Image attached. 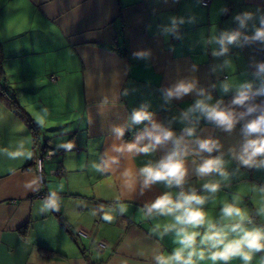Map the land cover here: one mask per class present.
<instances>
[{
	"label": "crops",
	"instance_id": "crops-1",
	"mask_svg": "<svg viewBox=\"0 0 264 264\" xmlns=\"http://www.w3.org/2000/svg\"><path fill=\"white\" fill-rule=\"evenodd\" d=\"M258 7L264 9V0H212L206 7L200 0H0V264H156V254H170L179 246L174 231L160 235L171 216L145 215V205L166 192L175 199L179 192L195 189L208 197L203 207L216 221L223 203L239 196L238 206L253 221L249 227H264V216L257 214L264 206L259 190L264 168L241 166L229 152L239 151L243 143L240 128L225 132L199 113L185 116L200 98L195 91L164 99V91L180 80H194L212 96L210 103L236 93L244 82L260 87L264 74L256 73L257 64L264 62V45L245 44L241 38L224 56L213 57L219 45L207 42L236 30L233 17L244 11L257 17L241 30L250 36L259 25ZM172 18L176 30L165 32ZM225 83L227 93L222 91ZM143 105L152 121L133 124L132 112ZM152 122L173 131V140L182 138L181 147L187 148L188 174L180 187L157 182L142 189L140 169L174 148L170 140L148 153L128 150ZM189 127L195 129L193 136L184 131ZM44 130L53 137H45ZM209 138L220 148L199 152L197 141ZM21 143L31 157L10 158L7 153ZM147 143L145 139L137 147ZM51 149L60 152L43 160L51 165L42 172L48 197H40L37 174L25 166ZM218 155L229 179L215 173L198 177L197 165ZM58 168L61 175L55 173ZM217 181L221 187L214 195L203 189ZM53 193L59 210L42 212ZM157 224L161 228L153 231ZM81 229L88 237H77ZM40 248L55 253L43 257ZM262 257L264 252L256 253L251 264H261ZM228 264L243 261L237 257Z\"/></svg>",
	"mask_w": 264,
	"mask_h": 264
},
{
	"label": "clouds",
	"instance_id": "clouds-1",
	"mask_svg": "<svg viewBox=\"0 0 264 264\" xmlns=\"http://www.w3.org/2000/svg\"><path fill=\"white\" fill-rule=\"evenodd\" d=\"M226 12L227 9H222ZM259 13L258 26H253L252 34L245 35L242 29L248 27V22L257 18L251 11H244L233 17L237 22L238 28L231 31H222L219 36L213 35L208 43L219 45V49L212 50L213 57L224 56L229 51V45L239 44L241 38L245 44L259 42L264 45V9L257 8ZM191 22V21H190ZM180 24L184 23L181 18ZM177 27L176 18L171 20V28H166L165 32H175ZM179 38V37H177ZM137 58H143L145 53H134ZM229 66V62H224ZM264 74V62L257 64V73ZM196 92L200 98L187 109L185 116L192 113H199L207 121L213 122L217 127L225 132H231L238 124L242 123L241 133L243 143L239 151L234 148L229 149L233 159L238 161L239 165L247 168H264V102L255 103V98L264 96V83L259 88L254 89L252 82H244L239 85L229 106H222L223 101H212V96L206 94L202 88H197L194 80H180L172 87L164 91L165 101L172 98L181 99L184 96ZM222 91L227 93L229 85H222ZM243 109L237 111L236 109ZM47 110H45L46 112ZM133 124H142L145 121H152V114L147 111V105L141 106L131 114ZM38 123H43L41 119ZM117 135L123 136L122 128L115 129ZM188 136L194 135V128L184 130ZM173 131L161 127L155 122L151 127H145L137 136L136 143L130 144L128 150L148 153L155 150L158 145L166 144L173 140ZM147 140L148 143L143 147H137L140 141ZM181 139L173 140L174 148L156 164H149L140 169V175L143 177L142 189L149 188L157 182H164L166 187H180L185 183V177L188 174L186 167V157L188 151L186 147H181ZM198 151L211 154L218 150L220 145L214 139H201L197 141ZM7 155L16 159L18 157H31V152L24 149L23 143L20 144L17 151L8 152ZM195 163V161H193ZM198 177L218 174L223 180L229 179V173L225 169V161L221 155L203 159L195 169ZM220 182H209L203 185V189L211 194L220 191ZM264 193V187L260 189ZM208 202V197L200 195L195 189L188 192L181 191L173 199L171 193H164L150 204L145 205L146 218L152 217L153 213L161 216H171L172 222L164 224L163 235L174 231V243L176 247L170 254L158 253L154 256L156 264H199L200 261L208 260L211 264H228L234 258H240L243 264H251L256 253L264 252V227L252 226V218L249 213L238 206L239 196H234L231 203L225 201L220 209L219 220H213L204 210V205ZM42 212L49 210H59L58 199L53 193L41 206ZM126 208L121 206L120 212L123 213ZM144 211V210H142ZM257 214L264 216V206L257 210ZM110 220V216L104 217ZM201 227L204 231H198ZM161 228L157 224L153 231ZM231 236V238H230ZM199 238V240L197 239ZM261 264H264V257L261 258Z\"/></svg>",
	"mask_w": 264,
	"mask_h": 264
},
{
	"label": "trees",
	"instance_id": "trees-1",
	"mask_svg": "<svg viewBox=\"0 0 264 264\" xmlns=\"http://www.w3.org/2000/svg\"><path fill=\"white\" fill-rule=\"evenodd\" d=\"M3 75H4V72H3V68H2V48H1V46H0V79L3 77ZM257 88H259V87H257ZM254 89H256V88H254ZM1 90H3V88H2ZM5 94H6V93H5ZM6 95H7V94H6ZM234 95H235V93L225 95V96L221 99V101H223V105H222V106H229V105H230V102H231V100H232V98L234 97ZM254 102H255V103H261V102H264V96H258V97H256ZM10 103H11L12 105H14V107L16 108V110L19 109V108H18V105H17V103H16V101H15V99H14L13 97H10ZM236 110H237V111H242L243 109L237 108ZM27 121H28L29 123H31V119H30V118H27ZM242 123H243V122H241V124H238L236 127H238V128L241 129ZM127 134H128V132H126V135H127ZM127 136H128V135H127ZM46 151H47V150L43 151L42 156H44V153H45ZM36 157H37V156H34L32 162H30L29 164H27V165L25 166L26 169H33V170H35V160H36ZM41 191H42V193L45 195V197H48V196L44 193V191H43V186H42ZM39 193H40V189L38 190V193H37V194H39ZM21 232H22V230H21ZM40 252H41V254H42L43 257L50 256V255H53V254L55 253L54 251H51V250H48V249H44V248H40Z\"/></svg>",
	"mask_w": 264,
	"mask_h": 264
},
{
	"label": "built area",
	"instance_id": "built-area-1",
	"mask_svg": "<svg viewBox=\"0 0 264 264\" xmlns=\"http://www.w3.org/2000/svg\"><path fill=\"white\" fill-rule=\"evenodd\" d=\"M211 1L212 0H200V3H201L202 6L206 7V6H208L210 4ZM52 79L54 80L55 78L53 77ZM65 149H67V150L71 149V145H67L65 147ZM58 152H60V150L51 149V150H48L44 156L36 157V160H35V172H36L37 178H38L39 189H40V193L38 194V196H40V197H45V195L41 191L43 183H44L43 182V173H42L43 172V167H42L43 160H44V158H47V159L51 158L52 156H54ZM55 173L58 174V175H61L63 173V169L62 168H58V169L55 170ZM180 189H182V188H180ZM76 235H77V237H80V238L81 237L82 238L88 237L87 232L82 230V229L76 231ZM98 245L100 247H103V248L106 246L104 242H99Z\"/></svg>",
	"mask_w": 264,
	"mask_h": 264
},
{
	"label": "rangeland",
	"instance_id": "rangeland-1",
	"mask_svg": "<svg viewBox=\"0 0 264 264\" xmlns=\"http://www.w3.org/2000/svg\"><path fill=\"white\" fill-rule=\"evenodd\" d=\"M60 130H61V129H60ZM55 131H59V130H54V132H55ZM43 132L45 133V134H44L45 137H47V135H48V137H50V135L52 134V133H51V134L49 135L48 133H50V132H47L46 130H44ZM52 137H53V136H52ZM52 137H50V138H52ZM49 165H51V162H48V161H44V162H43V169H44V171H47V170H48V166H49Z\"/></svg>",
	"mask_w": 264,
	"mask_h": 264
}]
</instances>
